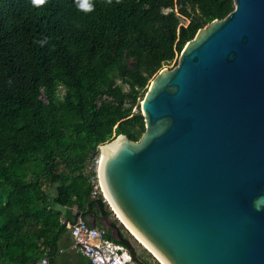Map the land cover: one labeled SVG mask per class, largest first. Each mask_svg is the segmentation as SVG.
Segmentation results:
<instances>
[{
  "label": "trees",
  "instance_id": "obj_1",
  "mask_svg": "<svg viewBox=\"0 0 264 264\" xmlns=\"http://www.w3.org/2000/svg\"><path fill=\"white\" fill-rule=\"evenodd\" d=\"M234 8V0H0V264H58L75 211L86 221L109 216L103 198H91L96 148L122 134L140 140L138 98Z\"/></svg>",
  "mask_w": 264,
  "mask_h": 264
},
{
  "label": "water",
  "instance_id": "obj_2",
  "mask_svg": "<svg viewBox=\"0 0 264 264\" xmlns=\"http://www.w3.org/2000/svg\"><path fill=\"white\" fill-rule=\"evenodd\" d=\"M234 7L152 80L140 140L93 153L114 205L167 264H264V0Z\"/></svg>",
  "mask_w": 264,
  "mask_h": 264
},
{
  "label": "built area",
  "instance_id": "obj_3",
  "mask_svg": "<svg viewBox=\"0 0 264 264\" xmlns=\"http://www.w3.org/2000/svg\"><path fill=\"white\" fill-rule=\"evenodd\" d=\"M102 159L103 155L100 152L95 156L92 155L88 163L87 172L91 175V184L93 186L91 198H103V201L108 203L100 179ZM74 213L76 216L74 223H66L69 234L73 239L72 250L79 252L82 256L89 259L92 264H123L122 258L129 261L130 264H135L126 246L107 239L104 230L91 227L82 217V214H78L77 211ZM118 250L122 251V254L118 255ZM111 253L113 256L110 255ZM36 264H49L48 258L44 257Z\"/></svg>",
  "mask_w": 264,
  "mask_h": 264
},
{
  "label": "rangeland",
  "instance_id": "obj_4",
  "mask_svg": "<svg viewBox=\"0 0 264 264\" xmlns=\"http://www.w3.org/2000/svg\"><path fill=\"white\" fill-rule=\"evenodd\" d=\"M168 10H166L167 12ZM182 23L184 25H187L189 23L188 20H182ZM176 64V60L169 66H166L165 68L168 69V70H172L173 68H175ZM128 88L126 87L125 88V91H127ZM149 90V89H148ZM144 92V91H143ZM142 92V93H143ZM63 93V91L61 92ZM145 92L143 93V95H141L140 98H138V106L133 110L134 113H140L143 115V112L141 110V104L144 100L143 96H144ZM107 206H108V211H109V216H108V219H109V222H112V223H115L116 226H118L119 230L121 232L124 233L125 237H127L131 242L132 244H134V246L136 247L138 253H140L142 256H144L148 261H151L152 263L151 264H160L130 233L129 231L125 228V226L120 222V220L116 217V215L114 214L111 206L109 203H106ZM87 222L88 224L91 226V227H95L97 228L98 230H104L102 227H97V226H93L92 225V219H91V216H89L87 218ZM113 236H116L115 232L113 233ZM66 237L68 238V241L70 242L71 246L73 244V240L70 236V234H67ZM70 246V247H71ZM69 248H66V247H63L61 246V249L60 251L62 250L63 252L60 253L61 257L57 258V261H58V264H76L80 259H78L79 257V254L76 253L75 251L71 250Z\"/></svg>",
  "mask_w": 264,
  "mask_h": 264
},
{
  "label": "bare ground",
  "instance_id": "obj_5",
  "mask_svg": "<svg viewBox=\"0 0 264 264\" xmlns=\"http://www.w3.org/2000/svg\"><path fill=\"white\" fill-rule=\"evenodd\" d=\"M109 147L105 149H109ZM105 160V154L103 153V159H102V166ZM101 166L100 169V179L103 186V191L105 194V198L107 202L110 204L114 214L117 216V218L120 220V222L125 226V228L129 231V233L160 263V264H167L158 254L157 252L126 222V220L122 217L116 206L114 205L113 201L111 200L107 190L105 183L103 182V167Z\"/></svg>",
  "mask_w": 264,
  "mask_h": 264
},
{
  "label": "flooded vegetation",
  "instance_id": "obj_6",
  "mask_svg": "<svg viewBox=\"0 0 264 264\" xmlns=\"http://www.w3.org/2000/svg\"><path fill=\"white\" fill-rule=\"evenodd\" d=\"M91 219H92V225L93 226H97V227L99 226V227L105 228L113 236L112 231L110 230V228L107 227L104 216L99 215V214L98 215L94 214L91 216ZM121 237L124 238L125 242H123V243L126 245V247L128 248L129 252L133 255V257H134V255H136L138 257V260H140V261L133 260V262L135 264H151L152 263L151 261H148L140 253H138L134 244H132V242L127 237H125L123 232H121Z\"/></svg>",
  "mask_w": 264,
  "mask_h": 264
},
{
  "label": "clouds",
  "instance_id": "obj_7",
  "mask_svg": "<svg viewBox=\"0 0 264 264\" xmlns=\"http://www.w3.org/2000/svg\"><path fill=\"white\" fill-rule=\"evenodd\" d=\"M32 3L34 4V5H40V4H42V3H44V0H32ZM90 7V6H89ZM117 254L119 255V254H122V251H117ZM110 255H112L113 256V254L111 253ZM122 262H123V264H130V262L129 261H127L126 259H124V258H122Z\"/></svg>",
  "mask_w": 264,
  "mask_h": 264
},
{
  "label": "crops",
  "instance_id": "obj_8",
  "mask_svg": "<svg viewBox=\"0 0 264 264\" xmlns=\"http://www.w3.org/2000/svg\"><path fill=\"white\" fill-rule=\"evenodd\" d=\"M71 238H72V237H71ZM72 240H73V239H72ZM72 246H73V244H72ZM72 246H71V247H72ZM71 247H70V249H71ZM71 250H72V249H71ZM61 251H62V250H61ZM61 251H60V253H62V252H63V251H62V252H61ZM73 251H75V250H73ZM75 252H76V253H78V254H80V253H79V252H77V251H75Z\"/></svg>",
  "mask_w": 264,
  "mask_h": 264
}]
</instances>
